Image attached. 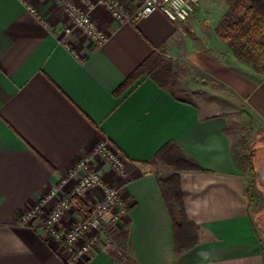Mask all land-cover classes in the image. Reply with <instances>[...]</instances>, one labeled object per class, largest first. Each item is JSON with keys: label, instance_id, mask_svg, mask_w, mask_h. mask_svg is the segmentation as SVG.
Returning a JSON list of instances; mask_svg holds the SVG:
<instances>
[{"label": "crops", "instance_id": "0c3cea01", "mask_svg": "<svg viewBox=\"0 0 264 264\" xmlns=\"http://www.w3.org/2000/svg\"><path fill=\"white\" fill-rule=\"evenodd\" d=\"M235 1L199 0L181 24L155 11L116 25L98 6L92 18L108 37L97 46L78 33L65 37L70 22L50 0H0V264H67L40 230L18 219L101 140L124 159L123 178L93 163L120 188L127 213L78 264H264L254 193L227 135L229 115L243 105L264 121V80L244 75L215 34ZM117 2L130 14L138 7V0ZM154 55L169 64L165 81L129 80ZM168 143L200 168L178 173L184 214L196 227L195 245L179 252L178 215L173 207L171 217L157 183L174 169L153 159ZM256 159L259 166L263 153Z\"/></svg>", "mask_w": 264, "mask_h": 264}, {"label": "built area", "instance_id": "2783aa9c", "mask_svg": "<svg viewBox=\"0 0 264 264\" xmlns=\"http://www.w3.org/2000/svg\"><path fill=\"white\" fill-rule=\"evenodd\" d=\"M23 2V0H19ZM61 6L70 25L63 34L70 37L80 34L94 45L107 40V34L98 30L92 11L96 7L106 10L116 25L132 23L159 11L170 22L181 24L187 21L199 0H138V7L130 14L117 0H50ZM34 12L33 8H28ZM48 29L49 26L45 24ZM94 159L102 162L110 173L117 178L124 177V159L106 140H101L74 168L52 186L38 203L26 209L18 219V225L41 230L44 235L65 251L67 264H78L89 259L95 252L100 237L119 228L127 213V204L121 198L120 188L111 185L94 165ZM72 181L70 188H65ZM87 192H93L95 199L85 210L83 203ZM51 202V212H45L43 206ZM74 215V226L65 233L58 231V222L66 215ZM108 216L104 220L105 216ZM79 245L77 242L81 240Z\"/></svg>", "mask_w": 264, "mask_h": 264}, {"label": "trees", "instance_id": "16d2710c", "mask_svg": "<svg viewBox=\"0 0 264 264\" xmlns=\"http://www.w3.org/2000/svg\"><path fill=\"white\" fill-rule=\"evenodd\" d=\"M215 34L237 61L256 73L264 74V0H237L232 3L215 28ZM165 61L161 56L149 57L133 72L129 80L133 81L146 74L163 83L169 72V64ZM125 87L126 83L119 91ZM153 159L174 169L170 177L158 179L157 183L171 217L173 207L178 215L177 222L172 218L176 234L175 251L189 250L195 245L196 227L185 217L178 173L200 168L193 160L185 157L174 143L163 146ZM240 162L241 165L245 164L242 159Z\"/></svg>", "mask_w": 264, "mask_h": 264}, {"label": "rangeland", "instance_id": "374dc122", "mask_svg": "<svg viewBox=\"0 0 264 264\" xmlns=\"http://www.w3.org/2000/svg\"><path fill=\"white\" fill-rule=\"evenodd\" d=\"M241 65L242 73L248 78L253 79L259 84L264 80V74L256 73L243 63H241ZM228 118L227 135L231 140V157L235 161L236 170L243 176V178H245L250 193H254L253 200L256 206V211L258 210L254 218L255 227L264 247V121L248 115L244 105L241 109H237L234 113L229 115ZM259 151L263 153V159L258 166V163L256 164V158ZM240 159H242V162H245V164L242 163L243 165H241ZM72 184V181H70L65 188H70ZM259 184L263 186L262 192L257 187ZM89 193L91 194L87 200L89 203H86V201L83 203L85 210L89 209L88 207L93 202L92 200L95 199L96 195L93 192H87L85 200ZM51 210L52 208L48 212L50 213ZM73 217L74 215L68 214L62 218L57 225L58 231L65 233L70 230L75 223ZM122 220L119 226H121ZM111 236V232L107 235L105 234L101 236L97 246H95V250L101 244H106ZM82 240L83 238L77 242V245H79ZM54 244L56 246L59 245L56 243ZM59 252L64 253L65 251L62 247H59ZM118 256L122 262L125 260V256L120 250L118 251Z\"/></svg>", "mask_w": 264, "mask_h": 264}]
</instances>
